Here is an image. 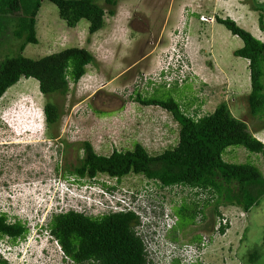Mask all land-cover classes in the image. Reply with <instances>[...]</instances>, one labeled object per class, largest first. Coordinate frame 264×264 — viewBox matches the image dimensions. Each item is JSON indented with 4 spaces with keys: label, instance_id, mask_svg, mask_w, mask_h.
<instances>
[{
    "label": "rangeland",
    "instance_id": "1",
    "mask_svg": "<svg viewBox=\"0 0 264 264\" xmlns=\"http://www.w3.org/2000/svg\"><path fill=\"white\" fill-rule=\"evenodd\" d=\"M257 1L264 4V0ZM21 2L26 17L39 4L34 19L37 43L26 39L27 22L17 31L12 18L1 15L0 60L17 55L20 47L22 55L32 59L75 47L89 52L95 65H87L76 83L70 81L65 95L47 99L40 94L36 80L21 78L0 98V213L7 215L8 222L20 221L29 229L25 240L14 246L0 237V252L5 257L0 264H39L43 249L54 253L44 264H76L68 257L61 263L64 252L60 244L48 229L43 231L36 224H46L72 203L86 216L104 214L87 210L72 195H62L67 186L64 179L68 184L78 181L63 175L68 164H79L83 142L105 156L113 150H131L136 143L150 155L176 145L179 126L170 113L140 104L138 94L172 98L195 118L225 102L231 114L244 120L264 144V115L253 117L248 111V61L233 55L242 42L215 20L231 18L264 42L258 13L243 0H116L114 15L105 14L103 27L94 34L88 33L86 20L68 27L47 0ZM161 70L172 74L163 80ZM46 100L62 111L59 122L50 129L42 113ZM222 157L229 163L249 162L264 175L262 154L230 146ZM88 182L140 195L146 206L162 211L167 223H160L154 235H149L151 229L138 230L154 264H175L166 260L165 253L154 252L164 239L197 247L196 253L192 255L191 249L189 254L200 264H264V197L248 213L237 206L219 205L220 216H216L214 203H204L208 195L197 196L195 190L179 186L162 188L141 175L116 181L99 174L80 181ZM193 203L203 209L195 222ZM222 219L228 225L223 234L218 231ZM254 250L258 257L250 262Z\"/></svg>",
    "mask_w": 264,
    "mask_h": 264
},
{
    "label": "trees",
    "instance_id": "2",
    "mask_svg": "<svg viewBox=\"0 0 264 264\" xmlns=\"http://www.w3.org/2000/svg\"><path fill=\"white\" fill-rule=\"evenodd\" d=\"M47 1L56 6L59 18L70 28H74L79 21L86 20L89 34H94L103 27L104 15L113 16L116 6V0H103V4L100 0ZM243 3L258 13L257 25L264 32V4L257 0H243ZM22 8L21 0H0V16L12 18L18 27L17 31L20 24L26 25L24 21L27 22L29 32L26 39L36 44L34 19L39 4L32 15L27 17V14L22 13ZM215 20L241 40L242 46L233 55L248 61V111L253 117L263 116L264 42L231 18L216 17ZM23 50L20 47L17 55H7L0 60V98L21 78L36 80L40 94L47 99L52 95H65L69 82L76 83L85 73L87 65H95L93 56L81 48H66L38 59L23 56ZM136 98L144 106H157L170 113L179 126L176 145L150 155L141 144L136 143L131 150H113L110 155L105 156L97 154L89 142H83L80 148L83 155L79 164H68L63 178L72 176L78 180L74 181L80 182L103 174L120 181L130 174L141 175L162 188L179 186L195 190L197 196L201 193L208 195L209 198L204 203H214L216 216H220L217 210L219 205L237 206L248 213L264 197V175L255 165L249 162L229 163L222 157L230 146L264 155V144L251 133L244 120L231 114L227 103L221 102L211 113L195 118L184 113L181 105L172 98H145L139 94ZM42 109L46 127H54L62 115L60 107L46 100ZM138 205L140 202L136 203L132 211L119 210L96 217L71 210L60 212L51 216L39 228L48 229L60 244L64 255L76 264H154L149 258L144 236L138 231L147 225L135 213L145 209L144 206L137 207ZM197 205L193 203V222L198 214L203 213V209L197 208ZM227 227L225 221L220 225L219 233L223 234ZM28 231L20 221L10 223L7 215L0 213V237H6L12 245L25 240ZM262 244L264 245V230ZM257 257V250H254L250 253L249 261L252 262ZM171 262L181 264L180 259ZM182 264L200 263L193 260Z\"/></svg>",
    "mask_w": 264,
    "mask_h": 264
},
{
    "label": "clouds",
    "instance_id": "3",
    "mask_svg": "<svg viewBox=\"0 0 264 264\" xmlns=\"http://www.w3.org/2000/svg\"><path fill=\"white\" fill-rule=\"evenodd\" d=\"M159 73L161 76H163V80L170 77L171 75L169 74H172V72L169 70H161ZM63 182L67 186L63 187L62 195L69 194V195H72V198L76 197L78 202H80L85 208H87V210L95 209V210L104 211V214H100L99 216L114 213L115 211H113V207H118L117 211L119 210H131L132 211L136 203L140 202V205H138L137 207L144 206L145 209H143V211L137 210L135 213L139 214L140 217L144 220V222H146V224L148 225V226L145 225L146 230L151 229V233L149 234L150 236L156 233L155 228L158 227L160 223L161 225L163 223L164 224L166 223V219L163 218L164 214L162 213V211L160 210V211L155 212L153 208L146 206L142 202L143 199L140 195H136L132 193L129 194L128 191H120L118 190V188H115V186L109 188L104 183L100 185H96V184H92L89 182L80 183V182L71 180L70 184H73V185H70L67 183L65 179L63 180ZM72 186H75V190L79 192L80 194L79 193L77 194L75 190L71 191V188H73ZM56 199L60 200L58 195L56 196ZM78 206H79L78 204L72 203L71 208L68 207L64 212L71 210V211L82 214L83 212L78 209ZM54 210H56V208ZM37 225H38V228L40 225L42 226V224H37ZM145 228H143V230ZM43 231H45V229ZM184 248L194 249L195 252H192L191 253L192 255L197 252V247H194L189 244H183V243L176 244V243H173L172 241L165 240V239L158 241V246L154 250V252L165 253L164 255L166 257V260L169 263H171V261L174 259H180L181 264H182L185 262L187 258L190 257V254L188 253L187 254L182 253V250ZM200 248H203L201 244H200ZM0 254H1L0 258L2 259L0 260L1 262L5 259V257L3 256L4 254L2 252H0ZM41 254H42V257L40 258L39 264H41L42 262L44 264V263H47V260L49 259V257H51L54 253L50 254L49 252L46 251V249H43ZM20 255L21 254H19V252L16 253V257L19 258L21 257ZM190 258L192 260H195L194 257H190ZM64 259L66 260L67 257L64 254H62L60 258V262L65 263L66 261Z\"/></svg>",
    "mask_w": 264,
    "mask_h": 264
},
{
    "label": "built area",
    "instance_id": "4",
    "mask_svg": "<svg viewBox=\"0 0 264 264\" xmlns=\"http://www.w3.org/2000/svg\"><path fill=\"white\" fill-rule=\"evenodd\" d=\"M117 210H118V207H113V211H117ZM136 214H137V213H136ZM225 221H226V220H223V219H222L220 222L224 223ZM166 223H167V220H166ZM166 223H165V224H166ZM190 250H191L190 248H184V249L182 250V253H183V254H187V253L189 254ZM193 252H195V250H194ZM192 261H193V260H192L190 257L187 258V259L185 260L186 263H189V262H192Z\"/></svg>",
    "mask_w": 264,
    "mask_h": 264
}]
</instances>
